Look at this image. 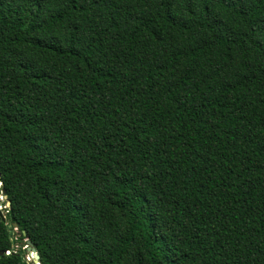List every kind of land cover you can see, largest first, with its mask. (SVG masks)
Returning <instances> with one entry per match:
<instances>
[{
	"label": "trees",
	"instance_id": "trees-1",
	"mask_svg": "<svg viewBox=\"0 0 264 264\" xmlns=\"http://www.w3.org/2000/svg\"><path fill=\"white\" fill-rule=\"evenodd\" d=\"M3 191L0 264H264V0H0Z\"/></svg>",
	"mask_w": 264,
	"mask_h": 264
},
{
	"label": "water",
	"instance_id": "water-1",
	"mask_svg": "<svg viewBox=\"0 0 264 264\" xmlns=\"http://www.w3.org/2000/svg\"><path fill=\"white\" fill-rule=\"evenodd\" d=\"M2 193L4 194V199L7 201V207H10L11 206V202L8 199V196L5 194V191H3ZM0 213H1V215H3L1 205H0ZM3 218L5 219L4 216H3ZM23 234L26 235L25 232H23ZM25 241H26L25 248H26L29 256L31 257L28 260H32L35 264H41V262H40V254L38 253L34 243L30 239H26Z\"/></svg>",
	"mask_w": 264,
	"mask_h": 264
},
{
	"label": "rangeland",
	"instance_id": "rangeland-1",
	"mask_svg": "<svg viewBox=\"0 0 264 264\" xmlns=\"http://www.w3.org/2000/svg\"><path fill=\"white\" fill-rule=\"evenodd\" d=\"M0 205L2 207V211H5V208L7 207V201L4 199V195L2 194V192L0 193ZM31 258L28 254V259ZM31 261V260H30Z\"/></svg>",
	"mask_w": 264,
	"mask_h": 264
}]
</instances>
